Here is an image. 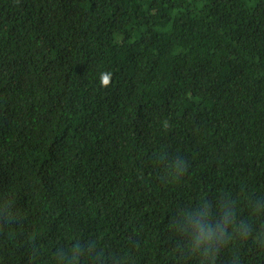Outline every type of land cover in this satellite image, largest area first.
<instances>
[{"label":"trees","instance_id":"1","mask_svg":"<svg viewBox=\"0 0 264 264\" xmlns=\"http://www.w3.org/2000/svg\"><path fill=\"white\" fill-rule=\"evenodd\" d=\"M262 197L264 0H0V264H264Z\"/></svg>","mask_w":264,"mask_h":264},{"label":"clouds","instance_id":"2","mask_svg":"<svg viewBox=\"0 0 264 264\" xmlns=\"http://www.w3.org/2000/svg\"><path fill=\"white\" fill-rule=\"evenodd\" d=\"M109 78V75H104L103 82L107 84ZM186 170L187 163L182 159H177L175 165L168 169V176L173 180H178ZM203 206L205 207V211L202 214L185 213L188 222L195 228L194 239L190 251L196 255L203 250V255H210L214 264L221 248L232 240L233 235L239 234V236L243 238L252 236V225L247 222H240L239 225L233 223V232L230 234L228 232V225L231 221H235L237 215L235 206L225 204L222 218L215 227L210 219L212 216L211 206L208 203H205ZM251 210L253 216L264 217V197L254 199L252 201ZM175 224L176 221L174 220L172 225ZM262 229H264V226H262ZM176 230L181 231L182 229L178 226ZM183 231H186V229ZM257 235H259V233ZM259 243L264 245V240H261ZM75 248L76 251L72 253L69 258V264H80V257L85 254V249L81 247V245H76ZM87 254L93 257L97 264H101L103 261V252L96 253L95 243H90L87 246Z\"/></svg>","mask_w":264,"mask_h":264}]
</instances>
